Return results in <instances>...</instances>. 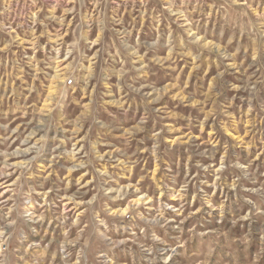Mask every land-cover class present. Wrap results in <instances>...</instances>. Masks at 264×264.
<instances>
[{
    "label": "rangeland",
    "instance_id": "obj_1",
    "mask_svg": "<svg viewBox=\"0 0 264 264\" xmlns=\"http://www.w3.org/2000/svg\"><path fill=\"white\" fill-rule=\"evenodd\" d=\"M0 264H264V0H0Z\"/></svg>",
    "mask_w": 264,
    "mask_h": 264
},
{
    "label": "built area",
    "instance_id": "obj_2",
    "mask_svg": "<svg viewBox=\"0 0 264 264\" xmlns=\"http://www.w3.org/2000/svg\"><path fill=\"white\" fill-rule=\"evenodd\" d=\"M70 83H71V81H68V82H67V84H70Z\"/></svg>",
    "mask_w": 264,
    "mask_h": 264
}]
</instances>
